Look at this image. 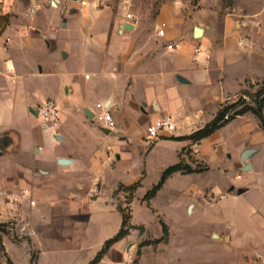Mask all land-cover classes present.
I'll use <instances>...</instances> for the list:
<instances>
[{"label":"crops","instance_id":"crops-1","mask_svg":"<svg viewBox=\"0 0 264 264\" xmlns=\"http://www.w3.org/2000/svg\"><path fill=\"white\" fill-rule=\"evenodd\" d=\"M126 14L109 0H0V16L8 17L0 34V222L27 221L32 264H89L121 228L118 206L126 207V198L117 204L115 192L140 181L128 205L133 228L96 264H125L129 254L130 264H264V130L252 114L191 146L197 160L186 164H203L202 172L174 173L150 201H143L146 193L136 197L152 149L174 144L177 164L190 141L171 136L203 128L246 80L264 82V0H166L149 22ZM159 23L165 24L163 38L156 35ZM173 42L180 47L170 51L166 45ZM46 100L60 111L57 129L43 127L34 114ZM97 104L110 109L111 135L87 118L99 112ZM165 117L175 132L145 141L146 127ZM140 145L148 150L129 164ZM212 167L229 180L216 201L245 199L261 231L231 232L207 217L193 236V229L164 218L159 207L170 186L189 197L186 215L213 205L210 190L197 186ZM95 183L101 193L90 198ZM22 189L30 198L21 199ZM136 210L155 214L160 233L152 235ZM161 223L166 242L141 246L162 237ZM1 239L12 264L24 254L31 264L27 242ZM214 241L224 243L222 254L209 249Z\"/></svg>","mask_w":264,"mask_h":264},{"label":"rangeland","instance_id":"rangeland-1","mask_svg":"<svg viewBox=\"0 0 264 264\" xmlns=\"http://www.w3.org/2000/svg\"><path fill=\"white\" fill-rule=\"evenodd\" d=\"M109 1H111V3L121 4L124 12L129 14L136 13L137 15H139V17L141 16V20L143 22H149L155 17L160 5L166 0ZM259 85H261L260 82L254 84L251 83V81L246 80L239 92L230 94L225 98L223 103L220 105L219 110H222L229 106H233V108L227 114L229 116L234 111L241 108L244 103L252 105L254 93L256 92ZM205 118H210V113L206 114ZM170 138H174V136H171ZM192 145L193 143L189 142L180 157V160L183 164L191 163L190 161L195 162L197 160L191 148ZM147 150L148 148H145L143 145H140L139 148L134 147L132 149L131 160L128 163L130 164L135 161L139 162V157H142ZM176 160L177 154L175 152L174 144H161L152 149L147 155V164L145 168L146 174L144 180L142 181V189H140L136 193V197L138 198L140 196H143L146 191H148L154 184H156L159 179L161 170L165 167L175 164ZM203 167H205L203 164L192 166V168L201 170L203 169ZM235 176L236 175H234V173L233 175H231V177ZM236 179L238 178L236 177ZM228 181V178H224L221 174L218 173L217 169H213V167L209 172L203 175L197 186L199 188H208L210 192L209 194H206V196L209 198H213L214 196L215 199L212 201L209 200V202H212L213 205L209 206L207 211H203L196 216L184 214V203L189 199V197L185 193H181V191H176L174 193L173 190L171 191V189H173L171 186L169 190L165 191V193L163 194L161 198V203H163V205L159 207V210L163 212L164 218L170 220L172 223H179L180 225L184 224L189 229H193L191 230L193 236L198 234L201 230L200 227L196 228L195 225L197 224L199 226L201 222L207 219V217L209 219H213L215 221H223L224 224H228L231 232H238L245 229L254 232L261 231V224L259 223L257 216L250 217V214L252 215L254 211L251 209L245 199H232L230 196H228V198L225 200H221L218 202L216 201V197L224 191ZM29 183H32V181H29ZM26 192L27 190H21V193L19 194L21 195V199L26 198L24 197V194H26ZM28 193L30 192L28 191ZM124 193L119 190L115 192L114 198L117 204L124 203V198L128 199L129 193L126 191ZM27 198H30V196H28ZM166 198L174 199L176 201V205H166L164 201ZM5 201L6 203H10L15 202L16 200L5 199ZM123 207H125L124 204ZM249 209L251 210L249 211ZM136 215L137 217L146 220L148 230L152 235L160 233V225L155 214H145L144 212H138V210H136ZM26 222L27 221L25 219L21 221H15L12 219L0 222V264H12L9 261L7 254L5 253L4 247L1 245V238H5V240H8L12 244L18 246L21 245L22 242H27L28 246L30 247V262L31 257H35V250H33V246L30 241V237L33 234V231L30 227H28ZM209 249H212L215 254H222V252L225 250V245L221 241H214L209 244ZM18 260L20 264H27L28 262L27 256L25 254L23 256H20Z\"/></svg>","mask_w":264,"mask_h":264},{"label":"trees","instance_id":"trees-1","mask_svg":"<svg viewBox=\"0 0 264 264\" xmlns=\"http://www.w3.org/2000/svg\"><path fill=\"white\" fill-rule=\"evenodd\" d=\"M8 23V17L7 16H0V34L4 28L5 25ZM263 107H264V82L261 83V85L258 86L256 92L254 93V99H253V104L248 105V104H243L241 108L238 110L234 111L231 115H227L230 110L233 108V106L226 107L222 110H219L216 114V116L213 118L211 122L206 124L203 128L197 130L196 132L192 133L191 135L187 137H182V138H172V140H189L191 143L195 144L213 133H215L218 129L222 128L232 120H234L238 116H243L247 113L252 114L255 116L260 123V127L264 130V117H263ZM204 169H195L192 168L190 165L183 164L181 161L178 162L177 164L171 165L167 167L161 174L158 182L149 190L146 192V194L143 197V201L148 202L152 198H154L157 194V192L162 188L163 184L165 181L174 173L180 172L182 174H188V173H199L202 172ZM140 187V181L134 183L131 186L124 187L123 190L128 192L129 197L126 199V207L118 206V210L121 214L122 217V223H121V228L119 232L107 240L102 248V250L96 255V257L89 262V264H96L99 262L101 259L103 253L115 242L126 236L129 232L131 227L130 225V213H129V208L128 205L131 203L133 199V193L137 190V188ZM162 227V232L163 235L160 239L158 240H153V241H145L141 244L143 245H149V244H157L161 242H166L167 237H168V230L167 227L161 223ZM34 257H31V263L33 262Z\"/></svg>","mask_w":264,"mask_h":264},{"label":"built area","instance_id":"built-area-1","mask_svg":"<svg viewBox=\"0 0 264 264\" xmlns=\"http://www.w3.org/2000/svg\"><path fill=\"white\" fill-rule=\"evenodd\" d=\"M83 2L84 0H79ZM125 18L127 20L131 19L130 14H126ZM245 26V25H244ZM156 35L157 37L163 38L165 36V24L159 23L156 26ZM180 43L173 42L166 45V48L170 51L179 49ZM201 47L195 49V53H200ZM208 58V57H207ZM96 109L99 111L93 115V120L99 128L108 129L111 133L116 131L115 121L113 116L110 113L108 105L97 104ZM36 117L40 120V123L43 127L49 129H56L61 121V114L56 106V104L51 100H46L36 107ZM176 126L170 117H165L159 120H156L151 125L147 126L145 129V141L151 142L159 139L162 136L170 135L175 132ZM101 193L98 183H95L92 189L87 193L88 197L94 198L99 196ZM27 194V195H26ZM24 194V197L30 196V193ZM220 199L224 196H219ZM34 202L30 201V205H33ZM132 261V255H128L125 264H130Z\"/></svg>","mask_w":264,"mask_h":264},{"label":"water","instance_id":"water-1","mask_svg":"<svg viewBox=\"0 0 264 264\" xmlns=\"http://www.w3.org/2000/svg\"><path fill=\"white\" fill-rule=\"evenodd\" d=\"M73 1H79V0H73ZM200 35H201V31L199 30V29H195V31H194V37L195 38H198V37H200ZM35 116H36V111H35ZM87 118L89 119V120H92V118H93V114H91V115H89V114H87ZM99 130L104 134V135H106V136H108V135H111V134H113V133H111L110 132V130H108V129H103V128H99ZM251 154V151L250 150H247V151H245L244 153H243V155H242V160H246L247 159V157L249 156ZM61 164H64L66 161H64V160H60L59 161ZM246 170H249V167H248V169H246ZM190 209V208H189ZM214 238H216V236H214Z\"/></svg>","mask_w":264,"mask_h":264}]
</instances>
